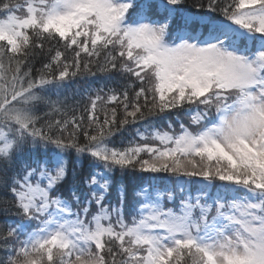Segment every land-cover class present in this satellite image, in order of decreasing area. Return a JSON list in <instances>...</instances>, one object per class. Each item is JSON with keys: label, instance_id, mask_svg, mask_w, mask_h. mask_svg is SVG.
Wrapping results in <instances>:
<instances>
[{"label": "snow or ice", "instance_id": "obj_1", "mask_svg": "<svg viewBox=\"0 0 264 264\" xmlns=\"http://www.w3.org/2000/svg\"><path fill=\"white\" fill-rule=\"evenodd\" d=\"M0 218V264H264V0H0Z\"/></svg>", "mask_w": 264, "mask_h": 264}, {"label": "trees", "instance_id": "obj_2", "mask_svg": "<svg viewBox=\"0 0 264 264\" xmlns=\"http://www.w3.org/2000/svg\"><path fill=\"white\" fill-rule=\"evenodd\" d=\"M13 2H15V0H13ZM39 66L40 65L37 64V67H39ZM92 71L94 73H96V75L87 76V78H85L84 76H79L75 79L74 82L70 83L67 88L60 89L58 94L61 97H63L64 95H68L69 97H71L73 93L80 92L89 85H91L93 87L102 85L105 82L102 74L95 67L92 68ZM52 94H54L53 98H55V94H56L55 89L52 90ZM70 103H71V101H70ZM137 127H140L141 130H143V125H138ZM132 134H134V129L129 128L128 131L124 134L123 138L124 139L129 138V136ZM121 139H122V137H119V136L115 137L114 143L117 146H119ZM87 166H88V161L85 160L84 161V169L85 170H87ZM150 175L151 174L140 173V172H136V173L129 172L127 174H122L120 172H117L115 175V179L118 182L122 183L123 185H126L129 189H132L134 186L139 184L142 180L147 179ZM0 219H2V218H0Z\"/></svg>", "mask_w": 264, "mask_h": 264}, {"label": "rangeland", "instance_id": "obj_3", "mask_svg": "<svg viewBox=\"0 0 264 264\" xmlns=\"http://www.w3.org/2000/svg\"><path fill=\"white\" fill-rule=\"evenodd\" d=\"M21 2H22V0H21ZM172 119H173V121H175L176 117L173 116ZM181 119H183L184 122L187 123V117H184L183 115H181ZM158 126H161V125L158 124ZM176 130L179 131V125H176ZM130 190H131V189H130Z\"/></svg>", "mask_w": 264, "mask_h": 264}]
</instances>
